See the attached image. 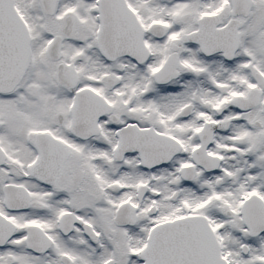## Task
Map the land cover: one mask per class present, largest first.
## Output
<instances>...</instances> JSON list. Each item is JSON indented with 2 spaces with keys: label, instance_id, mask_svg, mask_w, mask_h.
<instances>
[{
  "label": "snow or ice",
  "instance_id": "snow-or-ice-1",
  "mask_svg": "<svg viewBox=\"0 0 264 264\" xmlns=\"http://www.w3.org/2000/svg\"><path fill=\"white\" fill-rule=\"evenodd\" d=\"M0 264H264V0H0Z\"/></svg>",
  "mask_w": 264,
  "mask_h": 264
}]
</instances>
